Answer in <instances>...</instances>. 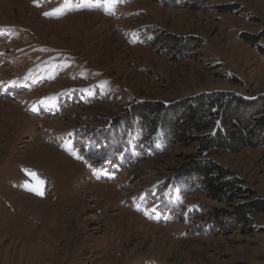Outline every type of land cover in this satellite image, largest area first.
Segmentation results:
<instances>
[{"label": "rangeland", "instance_id": "obj_1", "mask_svg": "<svg viewBox=\"0 0 264 264\" xmlns=\"http://www.w3.org/2000/svg\"><path fill=\"white\" fill-rule=\"evenodd\" d=\"M175 3L0 0V264H264V212L239 221L176 177L196 144L154 151L120 119L142 101L264 94V0ZM207 157L264 199V146Z\"/></svg>", "mask_w": 264, "mask_h": 264}, {"label": "trees", "instance_id": "obj_2", "mask_svg": "<svg viewBox=\"0 0 264 264\" xmlns=\"http://www.w3.org/2000/svg\"><path fill=\"white\" fill-rule=\"evenodd\" d=\"M174 1L185 5L187 0ZM197 1L201 5L209 0ZM242 37L258 45V36L244 33ZM120 116L125 122H140V128L151 137L150 148L154 151H161L175 141L182 148L196 144L195 152L177 169L176 177L200 182L210 198L230 203L239 221L249 222L253 212H264L263 198H255V191L244 180L207 157L211 149L239 152L247 146H264V94L246 96L225 90L203 91L173 103L137 102ZM196 184L193 182L191 186ZM235 201L238 202L234 204ZM214 217L220 226L225 225L221 210Z\"/></svg>", "mask_w": 264, "mask_h": 264}, {"label": "snow or ice", "instance_id": "obj_3", "mask_svg": "<svg viewBox=\"0 0 264 264\" xmlns=\"http://www.w3.org/2000/svg\"><path fill=\"white\" fill-rule=\"evenodd\" d=\"M50 13H45V15H49ZM27 171V170H26ZM29 175H31L34 179H36V184L35 185H26L30 191H33L35 192L37 195H44V192H43V184H44V181L42 180H39L37 178V175L36 173L34 172H30L29 171Z\"/></svg>", "mask_w": 264, "mask_h": 264}, {"label": "bare ground", "instance_id": "obj_4", "mask_svg": "<svg viewBox=\"0 0 264 264\" xmlns=\"http://www.w3.org/2000/svg\"><path fill=\"white\" fill-rule=\"evenodd\" d=\"M53 219H54V218H53ZM53 219H51V221H50L51 224L54 222Z\"/></svg>", "mask_w": 264, "mask_h": 264}]
</instances>
